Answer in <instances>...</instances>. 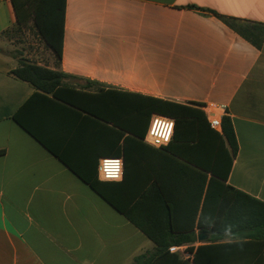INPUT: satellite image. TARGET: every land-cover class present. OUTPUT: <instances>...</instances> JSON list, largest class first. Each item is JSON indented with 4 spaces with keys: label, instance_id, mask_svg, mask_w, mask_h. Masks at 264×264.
<instances>
[{
    "label": "crops",
    "instance_id": "1",
    "mask_svg": "<svg viewBox=\"0 0 264 264\" xmlns=\"http://www.w3.org/2000/svg\"><path fill=\"white\" fill-rule=\"evenodd\" d=\"M214 13L234 19L238 29L256 24L264 30V0H66L60 70L70 77L55 91L78 107L14 77L19 62L0 49V264H133L155 252L79 176L94 178L100 158L120 157L122 180H98L119 207L128 209L148 193L137 215L161 207L162 198L191 211L202 184L197 172L204 173L195 163L220 169L222 132L208 127L207 104L224 106L237 142L226 185L264 203V37L256 46ZM14 22L10 0H0V34ZM108 91L201 110V149L193 119L181 120L159 149L144 137L99 140L94 111L104 121L114 117ZM19 111L39 140L14 121ZM225 157L224 148L222 162ZM238 216L226 209L218 216L217 228L230 235L194 227V241L169 253L190 264L189 248L218 244L213 264H256L264 258V239L253 237L255 229L237 228Z\"/></svg>",
    "mask_w": 264,
    "mask_h": 264
},
{
    "label": "trees",
    "instance_id": "2",
    "mask_svg": "<svg viewBox=\"0 0 264 264\" xmlns=\"http://www.w3.org/2000/svg\"><path fill=\"white\" fill-rule=\"evenodd\" d=\"M10 4L14 12L15 22L12 27L0 35L8 33L9 31L12 34H17L25 30H33L41 38L46 49L50 52V58L54 59L53 69L47 68L49 62H44L45 66L43 67L21 60L19 61L18 67L12 70L11 74L17 79L29 83L37 91L51 95L52 99L67 104L70 102L73 103V107H78V104L75 102L60 98L55 91L62 86L65 78L70 77L60 70L66 0H10ZM218 18L256 46H259L262 37H264V30L258 32L262 26L250 24V26H244V28L241 27L242 29H238L234 19L222 16H218ZM246 33H250V38ZM111 94H113L112 102L115 106L113 119L110 121L101 120V116L94 111V126L102 130L99 131V140L118 141L135 140V138L143 139L151 115L159 114L174 120L173 137H175L177 125L181 120L184 122L185 120L193 119L196 124L195 128L197 129V140L195 141L198 145L197 148L201 149V143L204 142V140H201L200 130L198 129L200 118H204L201 110L187 105L136 94L108 91L106 96H111ZM21 112L16 113L13 117L14 121L29 135L39 140L36 134L21 120ZM188 126H190L189 123L186 125V128ZM185 132L187 133V129L184 131V135ZM217 139L216 141L221 150L220 169H203L200 168L203 167L201 164L194 162L198 165L196 168L204 173H211V176L207 177L204 173L197 172L202 184L191 211L186 208H175L170 200L162 198L157 200V202L162 204L161 207L149 208L143 216L137 215L135 212L136 208L147 202L149 196H152L151 194L144 193L139 195L138 200L133 206L128 209H123L119 207L114 197L106 194L101 189L102 183L97 179V171L95 172L94 178L79 176L84 183L88 184L94 192L106 200L118 212L122 213L129 222L144 233L155 245V252L135 257L133 264H171V262L172 264H189L186 261H181L177 254H170L169 248L192 243L194 241V227L200 232H204L207 228H210L211 233L219 235L228 232L230 229L222 228L219 230L217 228L218 216L224 209L227 210V215L232 212H236L237 216L240 214V218L239 216L237 217L239 218L238 221L240 224L237 228L241 227L243 231H250V228L255 229V232L252 234L253 237L264 239V203L226 185L232 160L237 153V142L234 130L231 120L227 116L222 118V134L217 136ZM224 148L226 157L225 161L222 162ZM224 164L225 167H223ZM216 166H218V162H216ZM187 217L190 219L189 225H185L184 222ZM207 217H210L211 221L205 224L204 221ZM241 235L250 236V234ZM220 247L221 245L218 244H210L198 246L195 250L189 248L188 251L191 254L193 253L190 264H213L215 259L213 255H217ZM222 248L226 247L222 246ZM255 261H257L256 264H264V258L260 260L256 259Z\"/></svg>",
    "mask_w": 264,
    "mask_h": 264
},
{
    "label": "built area",
    "instance_id": "3",
    "mask_svg": "<svg viewBox=\"0 0 264 264\" xmlns=\"http://www.w3.org/2000/svg\"><path fill=\"white\" fill-rule=\"evenodd\" d=\"M202 110L206 116L209 127L217 132H222V118L225 115L224 106L207 104L202 107ZM168 125H171L170 129L167 127ZM173 133L174 120L172 118L159 114H152L144 140L148 145L159 149L169 144L173 137ZM96 171L98 180L103 182H118L123 178V160L120 157H102L98 160ZM110 172H115L116 175L110 176ZM175 251V248L169 249V252Z\"/></svg>",
    "mask_w": 264,
    "mask_h": 264
},
{
    "label": "rangeland",
    "instance_id": "4",
    "mask_svg": "<svg viewBox=\"0 0 264 264\" xmlns=\"http://www.w3.org/2000/svg\"><path fill=\"white\" fill-rule=\"evenodd\" d=\"M0 49L15 57L18 62L23 60L30 63L49 62L50 65L54 63L43 41L33 30H25L17 34L9 31L0 35Z\"/></svg>",
    "mask_w": 264,
    "mask_h": 264
},
{
    "label": "snow or ice",
    "instance_id": "5",
    "mask_svg": "<svg viewBox=\"0 0 264 264\" xmlns=\"http://www.w3.org/2000/svg\"><path fill=\"white\" fill-rule=\"evenodd\" d=\"M167 127L170 129V128H171V125H168ZM109 175H110V176H115L116 173H115V172H110Z\"/></svg>",
    "mask_w": 264,
    "mask_h": 264
},
{
    "label": "water",
    "instance_id": "6",
    "mask_svg": "<svg viewBox=\"0 0 264 264\" xmlns=\"http://www.w3.org/2000/svg\"><path fill=\"white\" fill-rule=\"evenodd\" d=\"M203 237H204V235L203 234H200L199 236H198V240H202L203 239Z\"/></svg>",
    "mask_w": 264,
    "mask_h": 264
},
{
    "label": "clouds",
    "instance_id": "7",
    "mask_svg": "<svg viewBox=\"0 0 264 264\" xmlns=\"http://www.w3.org/2000/svg\"><path fill=\"white\" fill-rule=\"evenodd\" d=\"M103 179V178H102ZM231 233H230V230L228 231V232H226V235H230Z\"/></svg>",
    "mask_w": 264,
    "mask_h": 264
}]
</instances>
